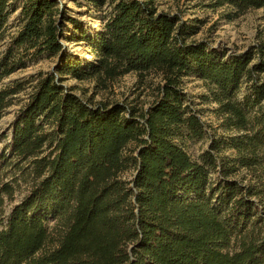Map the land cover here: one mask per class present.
Wrapping results in <instances>:
<instances>
[{
	"label": "trees",
	"instance_id": "trees-1",
	"mask_svg": "<svg viewBox=\"0 0 264 264\" xmlns=\"http://www.w3.org/2000/svg\"><path fill=\"white\" fill-rule=\"evenodd\" d=\"M91 1L103 22L89 33L57 0H21L19 29L0 54V119L21 88L1 81L25 57L58 56L73 37L94 56L62 52L9 124L0 153V264H264V40L226 55L195 40L198 26L155 0ZM210 1L239 14L264 8V0ZM15 9L0 0V40ZM130 72L161 78L145 108L94 104L62 83L68 75L105 84ZM189 73L232 132L211 139L198 159L183 146L205 133L181 87ZM12 168L31 186L5 212ZM240 169L245 181L231 179Z\"/></svg>",
	"mask_w": 264,
	"mask_h": 264
},
{
	"label": "rangeland",
	"instance_id": "rangeland-1",
	"mask_svg": "<svg viewBox=\"0 0 264 264\" xmlns=\"http://www.w3.org/2000/svg\"><path fill=\"white\" fill-rule=\"evenodd\" d=\"M15 4L16 9L10 13L9 19L5 24L4 38L0 40V54L5 51L11 38L17 33L20 21L19 10L21 0H9ZM60 9L64 10L67 18H72L81 23L87 32L92 33L101 28L102 22L100 16L103 11L96 10L91 0H57ZM158 10L164 12H181L183 19L198 26V32L193 36L195 40H204L210 49L225 52L226 55L236 54L245 51L257 40H264V8H254L246 10L243 13H237L236 9L230 5L213 6L210 0H155ZM107 6V3L105 4ZM105 8V6H104ZM66 36L70 37L72 25L70 20H66ZM63 48L60 54H70L80 61H92L94 56L87 43L74 37L71 40L62 41ZM58 56H38L35 58L25 57L24 65L3 78L1 85L20 84L11 99L3 116L0 119V153L7 152L5 144L8 142L10 127L15 113L26 102L28 94L32 92V86L37 77L44 73L52 72L54 66L59 62ZM62 82L65 87L73 88V92L83 100L90 98L92 103L98 102H124L127 105H133L137 108H145L154 99L156 88L161 83V78L154 72L139 75L135 72L124 74L111 82L102 83L97 78L85 80H76L68 75L64 76ZM181 87L186 95V102L198 114L205 133L199 138L189 136L183 140V146L193 159L208 149L211 139H219L224 135H231L232 132H225L220 126L221 118L216 113V104L210 99H205L207 90L203 82L194 74H187L182 78ZM243 90V89H242ZM243 91H240L241 98ZM221 154L228 157L234 156V151L229 148L221 150ZM20 165L26 166L29 161ZM5 179L12 182L14 194L11 200H5L4 211L7 212L10 207L19 202L22 196L26 195L30 189V176L21 173V170L7 169ZM247 170L240 169L235 174L230 175L231 179L245 181ZM24 174V175H23ZM128 172L125 175H129ZM211 179L216 178L215 173L210 174Z\"/></svg>",
	"mask_w": 264,
	"mask_h": 264
}]
</instances>
